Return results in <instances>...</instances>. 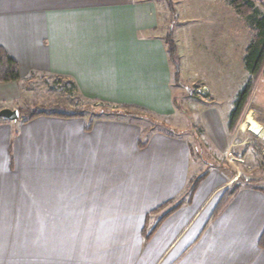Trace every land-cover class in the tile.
<instances>
[{"label": "crops", "instance_id": "obj_1", "mask_svg": "<svg viewBox=\"0 0 264 264\" xmlns=\"http://www.w3.org/2000/svg\"><path fill=\"white\" fill-rule=\"evenodd\" d=\"M169 4L0 0V47L20 76L0 84V110L32 108L17 101L34 99L29 84L46 81L121 112L172 117L174 68L164 40L176 30H167ZM90 119L45 115L0 123V264H161L175 249L165 264H264L263 193L240 189L210 220L229 186L219 168L144 243L146 215L179 197L193 176L189 142L147 134L125 113L95 119L85 130ZM99 235L112 252L83 253Z\"/></svg>", "mask_w": 264, "mask_h": 264}, {"label": "rangeland", "instance_id": "obj_2", "mask_svg": "<svg viewBox=\"0 0 264 264\" xmlns=\"http://www.w3.org/2000/svg\"><path fill=\"white\" fill-rule=\"evenodd\" d=\"M162 1L170 2L169 7L164 10L172 11L167 30L168 32H171L172 28L176 30L172 35L178 48L176 57L178 70L177 72L174 70L173 73V84L176 87L173 88L175 113L172 117L164 118L148 113L134 112L132 115L137 117L136 121L147 134L152 131L171 133L189 142L193 159L192 177H202L220 165L221 168L218 170L228 178L227 188L233 183H238L241 176L244 180L241 189L264 192V67L234 134L230 135L227 131L228 113L237 94L249 78L242 63L251 38L249 23L237 17L226 0ZM255 6L260 15L264 14L261 0H255ZM177 18L183 20L184 24L175 23ZM29 85L32 92L30 94L35 98L25 99L26 102L23 99L17 101L19 105L32 107L29 110L42 107L47 112L76 111L91 118L100 112L101 118H114L126 113L123 110L112 116L108 111L118 109L80 100L74 94L60 93L59 88L46 81H37ZM29 85L27 84V87ZM202 86L208 88L207 95L203 98L197 94V89ZM31 100L34 104L30 102ZM249 114L260 126L257 135H253L249 131L250 126L245 123V117ZM188 185L189 181L179 197H183ZM17 219L23 223L21 221L24 220L23 217ZM34 219L40 222V217ZM151 219L153 222V217ZM17 235L25 236L26 233L19 232ZM101 235L98 240L96 239L97 245L93 244L91 248L88 245V249L83 248L82 252L92 250L97 258L110 254L112 251L105 245L106 242H100ZM2 238L0 236V240ZM175 250L169 255L167 253L161 264L171 260Z\"/></svg>", "mask_w": 264, "mask_h": 264}, {"label": "trees", "instance_id": "obj_3", "mask_svg": "<svg viewBox=\"0 0 264 264\" xmlns=\"http://www.w3.org/2000/svg\"><path fill=\"white\" fill-rule=\"evenodd\" d=\"M226 1L228 2L229 8L236 14L237 17L249 23V30L251 34V38L249 44L245 49V55L242 61L244 71L249 78L242 90L237 94L236 100L233 102V107L228 113L227 117V131L231 135L234 134L238 126L240 118L245 110L248 100L264 67V14L260 15L259 10L255 6V0ZM261 3L264 5V0H261ZM164 41L167 47L169 60L175 72H177V45L170 35L166 37ZM19 79L20 76L17 62L3 48L0 47V84L17 82ZM119 111L120 110H110L108 111V113H111V115L114 116ZM19 113V119H21L22 123H27L35 118L45 115H58L63 117L84 116V113L76 111L72 113L47 112L46 109H42V107L32 110L19 109ZM125 114L132 115V113L128 111ZM101 117V112L99 114L92 115V118L89 121L88 125L85 126V130H90L92 121ZM1 122H8V120L0 119V123ZM217 168H221V166L217 165ZM206 175L207 174H204L202 177H192L189 180L187 191L183 193V197L170 199L146 215L145 223L141 230V237L144 243L149 242V240L153 237V235L156 233V231L159 229L166 218H168L182 206L188 205L191 202L195 191L197 190L202 180L206 178ZM243 181V178L240 176L238 179V183H233L232 186L228 187L223 192L221 198L219 199L212 212L210 220H215L225 210V208L230 204V202L234 199V197L241 189V183H243ZM259 191L264 193L262 190ZM184 198L186 200H184ZM151 217H153L154 219L153 222ZM258 247L260 249H264V230L259 238Z\"/></svg>", "mask_w": 264, "mask_h": 264}, {"label": "water", "instance_id": "obj_4", "mask_svg": "<svg viewBox=\"0 0 264 264\" xmlns=\"http://www.w3.org/2000/svg\"><path fill=\"white\" fill-rule=\"evenodd\" d=\"M20 113L16 109H1L0 110V119H5L11 122L18 121Z\"/></svg>", "mask_w": 264, "mask_h": 264}, {"label": "bare ground", "instance_id": "obj_5", "mask_svg": "<svg viewBox=\"0 0 264 264\" xmlns=\"http://www.w3.org/2000/svg\"><path fill=\"white\" fill-rule=\"evenodd\" d=\"M250 114L245 117V123L250 126L249 131L253 135H257L259 133L260 126L253 120Z\"/></svg>", "mask_w": 264, "mask_h": 264}, {"label": "built area", "instance_id": "obj_6", "mask_svg": "<svg viewBox=\"0 0 264 264\" xmlns=\"http://www.w3.org/2000/svg\"><path fill=\"white\" fill-rule=\"evenodd\" d=\"M208 88L206 86L199 87L197 89V94L199 97L203 98L207 95Z\"/></svg>", "mask_w": 264, "mask_h": 264}]
</instances>
